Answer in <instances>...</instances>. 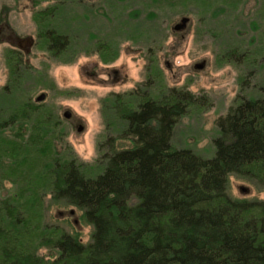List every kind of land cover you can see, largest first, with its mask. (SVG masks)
Instances as JSON below:
<instances>
[{"label": "trees", "instance_id": "1", "mask_svg": "<svg viewBox=\"0 0 264 264\" xmlns=\"http://www.w3.org/2000/svg\"><path fill=\"white\" fill-rule=\"evenodd\" d=\"M58 8L33 13L34 45L67 62L76 49L56 21ZM93 49L104 61L118 55L112 41ZM6 54L4 90L12 92L23 59L16 49ZM147 63V78L101 100L111 131L92 165L57 151L62 129L49 107L26 101L8 116L0 109V264H264V200L228 192L231 175L264 187V87L257 96L238 94L217 117L214 152L205 157L172 138L191 108L210 105L208 95L166 85L155 58ZM7 182L15 189L3 194ZM49 207L80 211L88 240L44 220Z\"/></svg>", "mask_w": 264, "mask_h": 264}, {"label": "rangeland", "instance_id": "2", "mask_svg": "<svg viewBox=\"0 0 264 264\" xmlns=\"http://www.w3.org/2000/svg\"><path fill=\"white\" fill-rule=\"evenodd\" d=\"M51 5H58L56 21L76 49L67 62L50 58L34 45L37 22L33 13ZM260 6L261 0H0V109L8 116L26 101L49 107L62 129L63 142L57 144V151L83 164H95L97 144L111 131L106 126L108 117L101 112V100L147 78L151 56L156 60L153 69L162 72L166 85L208 95L210 105L191 108L179 119L172 143L209 157L214 152L217 117L226 113L238 94L263 92L264 10ZM182 15L190 19L183 38L172 29ZM100 39L117 46L114 59L104 61L93 49ZM8 49L20 51L24 68L18 89L12 92L4 90L9 82ZM229 49L236 53L232 58L225 56ZM240 53L249 58L236 61ZM200 59H206L202 69L190 68ZM112 69L119 72L115 81ZM41 92L45 97L37 101ZM65 110L71 111V120L63 117ZM77 123L84 126L81 132L76 131ZM14 189L9 182L1 186L3 194ZM228 192L264 200V187L236 175L229 178ZM70 208L49 207L44 220L78 230L87 241L90 226L80 220V211L61 214ZM55 215L59 220L53 219Z\"/></svg>", "mask_w": 264, "mask_h": 264}, {"label": "water", "instance_id": "3", "mask_svg": "<svg viewBox=\"0 0 264 264\" xmlns=\"http://www.w3.org/2000/svg\"><path fill=\"white\" fill-rule=\"evenodd\" d=\"M189 21V17L188 16H183L179 19V21L177 23H175L174 25H172V29H179V28H183L187 25V22ZM45 97V93L41 92L37 97L36 100L37 101H41L43 100ZM63 117L65 118H71L72 117V113L69 110H65L63 112ZM83 124L77 123L76 124V131L77 132H81L83 130ZM245 189H243L244 191ZM70 213H73V210H70Z\"/></svg>", "mask_w": 264, "mask_h": 264}, {"label": "flooded vegetation", "instance_id": "4", "mask_svg": "<svg viewBox=\"0 0 264 264\" xmlns=\"http://www.w3.org/2000/svg\"><path fill=\"white\" fill-rule=\"evenodd\" d=\"M183 16H187V15H182L181 17H183ZM180 17V18H181ZM179 18V19H180ZM179 19L175 22V23H177L178 21H179ZM189 21H190V19H189ZM189 21L187 22V25L185 26V27H183V28H179V29H173V32L174 33H176V34H180V37L181 38H183V37H185L184 36V32L186 31V29H187V27H188V23H189ZM174 23V24H175ZM173 24V25H174ZM204 63H206V59H200L199 61H196V62H194L191 66H190V68H192L193 70H200V69H202V67L204 66ZM169 69L171 68V66L168 64V66H167ZM112 72L114 73L113 74V76H112V80L113 81H115L117 78H118V70L117 69H112ZM115 93H118V92H115ZM67 119H69V120H71L72 119V117L71 118H67Z\"/></svg>", "mask_w": 264, "mask_h": 264}]
</instances>
